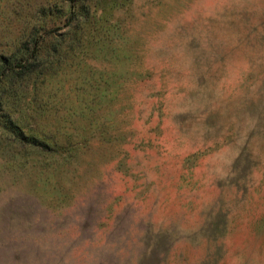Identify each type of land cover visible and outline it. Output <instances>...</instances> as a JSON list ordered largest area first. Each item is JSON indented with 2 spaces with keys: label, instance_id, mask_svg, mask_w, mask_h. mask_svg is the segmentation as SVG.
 <instances>
[{
  "label": "rangeland",
  "instance_id": "rangeland-1",
  "mask_svg": "<svg viewBox=\"0 0 264 264\" xmlns=\"http://www.w3.org/2000/svg\"><path fill=\"white\" fill-rule=\"evenodd\" d=\"M15 47L0 264H264V0H0Z\"/></svg>",
  "mask_w": 264,
  "mask_h": 264
},
{
  "label": "trees",
  "instance_id": "trees-1",
  "mask_svg": "<svg viewBox=\"0 0 264 264\" xmlns=\"http://www.w3.org/2000/svg\"><path fill=\"white\" fill-rule=\"evenodd\" d=\"M42 6L38 5V9L41 8ZM25 36V30L24 29H20V33H19V37L16 40V43H19L23 37ZM37 48V42L34 46V49ZM9 57L7 60H5L4 62L0 63V75H2V77H7L10 76V74H16V68H22L25 69L26 67H28V69H26L25 71H21L22 72H27V71H31L30 68V63L32 62V60H35V53L34 51H28V50H23L22 48H14L12 49V51L9 53Z\"/></svg>",
  "mask_w": 264,
  "mask_h": 264
}]
</instances>
